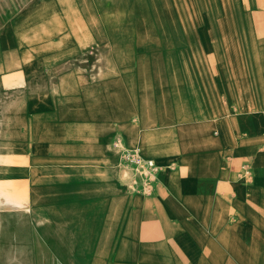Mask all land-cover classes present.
Wrapping results in <instances>:
<instances>
[{"label": "crops", "instance_id": "crops-1", "mask_svg": "<svg viewBox=\"0 0 264 264\" xmlns=\"http://www.w3.org/2000/svg\"><path fill=\"white\" fill-rule=\"evenodd\" d=\"M212 7L158 80L95 83L82 116V47L24 63L16 45L40 49L22 33L40 24L50 46L82 41V5L2 1L0 264H70L72 247L82 264H264V0ZM132 149L158 167L149 194L123 178Z\"/></svg>", "mask_w": 264, "mask_h": 264}, {"label": "rangeland", "instance_id": "rangeland-1", "mask_svg": "<svg viewBox=\"0 0 264 264\" xmlns=\"http://www.w3.org/2000/svg\"><path fill=\"white\" fill-rule=\"evenodd\" d=\"M12 1L25 5L34 0ZM73 1L82 5V41L58 39L56 45L50 46L47 27L40 24L35 25V29L22 31L28 35L35 32L40 38L37 41L41 44L40 49H31L32 41L24 39L16 45L18 51L25 53L22 57L24 63H30L38 55L53 59L66 48L73 51L82 47V116L85 111L89 113L93 109V104L96 106V99L91 94L98 86L101 88V83L110 87V83H126L133 77L136 80L141 69L150 73L151 80H158L160 72H167L165 64L168 62L161 61V54L164 50L173 51L178 26L185 27L191 17L202 19L222 10L212 7L216 0ZM61 29L65 32L67 25H61ZM60 36L64 38L61 33ZM141 60L143 67L139 65ZM119 154L123 178L131 183L135 171L123 159L122 151ZM76 225L77 218L72 216L71 227ZM75 248H71L70 264H82V254L79 255Z\"/></svg>", "mask_w": 264, "mask_h": 264}, {"label": "built area", "instance_id": "built-area-1", "mask_svg": "<svg viewBox=\"0 0 264 264\" xmlns=\"http://www.w3.org/2000/svg\"><path fill=\"white\" fill-rule=\"evenodd\" d=\"M123 159L134 171L131 188L149 194L156 181L157 165L153 159L142 156L136 149L123 150Z\"/></svg>", "mask_w": 264, "mask_h": 264}]
</instances>
